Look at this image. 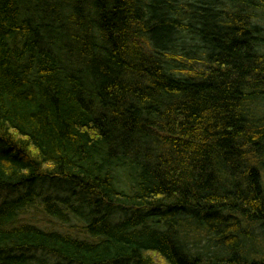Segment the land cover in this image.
<instances>
[{
	"label": "trees",
	"instance_id": "trees-1",
	"mask_svg": "<svg viewBox=\"0 0 264 264\" xmlns=\"http://www.w3.org/2000/svg\"><path fill=\"white\" fill-rule=\"evenodd\" d=\"M262 108L264 0H0V264H264Z\"/></svg>",
	"mask_w": 264,
	"mask_h": 264
},
{
	"label": "rangeland",
	"instance_id": "rangeland-1",
	"mask_svg": "<svg viewBox=\"0 0 264 264\" xmlns=\"http://www.w3.org/2000/svg\"><path fill=\"white\" fill-rule=\"evenodd\" d=\"M261 112H264V109L262 108L261 109ZM262 182H263V185H264V174L262 175ZM23 190V188H21V189H19V190H15V192H13L12 194H10V195H12V196H16L17 194H19V192H21ZM253 238L255 239L254 241H255V244H257L258 246H249V249H251V250H253V251H258V250H261L262 249V242H260V234H259V232L258 231H254L253 232Z\"/></svg>",
	"mask_w": 264,
	"mask_h": 264
}]
</instances>
